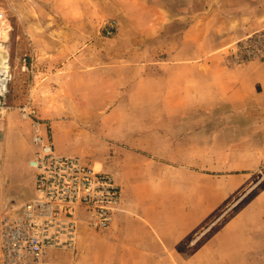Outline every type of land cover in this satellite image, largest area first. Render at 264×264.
<instances>
[{
  "label": "crops",
  "instance_id": "1",
  "mask_svg": "<svg viewBox=\"0 0 264 264\" xmlns=\"http://www.w3.org/2000/svg\"><path fill=\"white\" fill-rule=\"evenodd\" d=\"M176 18L125 11L108 43L98 38L73 50L63 40L50 50L28 33L30 158L37 129L56 154L88 161L119 189L109 226L89 236L95 264H176L177 245L228 195L226 173L262 161L264 140L253 129L264 94L259 69L226 65L191 37L184 43L194 49L183 56L176 36L191 33L168 31ZM0 173L9 177L4 165ZM236 223L238 215L183 264L229 255L222 245Z\"/></svg>",
  "mask_w": 264,
  "mask_h": 264
},
{
  "label": "rangeland",
  "instance_id": "2",
  "mask_svg": "<svg viewBox=\"0 0 264 264\" xmlns=\"http://www.w3.org/2000/svg\"><path fill=\"white\" fill-rule=\"evenodd\" d=\"M153 10L177 17L167 27L168 31L191 33L179 35L182 41L176 36V42L182 43L183 56H189L192 50L188 49H194L184 43L191 37L192 46L203 49L209 45L213 49L211 56L222 59L226 65L253 63L259 69L258 76L264 78V0H0V11L5 16L3 25L8 27L7 35L1 31L0 35L6 40L12 71L6 96L8 108L0 120V171L4 165L9 176L3 178L0 173V206L10 200L21 203L36 193L33 168L27 164L35 147L30 158L26 122L34 118L28 110L26 115L19 112L27 103L26 94L33 80L32 72L21 68L20 61L22 55H28L27 67L31 69L29 31L40 36L44 46L50 42L53 46L50 50L60 45L61 40L67 41L73 50L98 38H103V44L108 43L105 37L114 35L116 18L122 12L138 14ZM44 30H52L51 36L49 33L45 36ZM255 118L258 122L253 127L257 130L254 136L264 140V94L261 115ZM259 122L260 128H256ZM33 133L50 143L43 131ZM238 155L242 156L239 152ZM236 167V171L226 173L229 190L223 203L177 245L180 255H176V264H183L189 254L235 215H238V223L233 226L235 235L227 237V244L222 245L229 255H214L206 263L195 264H264V153L260 163ZM75 215L79 224L74 243L49 248L43 255L46 264H95V260H90L94 255L91 246L87 249L88 242L92 243L89 236L92 231L102 230L88 227L89 211L78 208Z\"/></svg>",
  "mask_w": 264,
  "mask_h": 264
},
{
  "label": "built area",
  "instance_id": "3",
  "mask_svg": "<svg viewBox=\"0 0 264 264\" xmlns=\"http://www.w3.org/2000/svg\"><path fill=\"white\" fill-rule=\"evenodd\" d=\"M5 16L0 11V31ZM5 29V30H4ZM0 35V52L7 47ZM8 48V47H7ZM28 55H22L25 69ZM12 71L10 55L0 59V120L7 110L6 96ZM21 108L23 115L27 111ZM37 133V129L35 131ZM35 195L23 202L10 200L0 206V264H46L43 255L54 246H70L77 235L78 208L89 211L86 224L93 230L107 228L118 203L119 189L108 174L100 173L86 160L56 154L41 135L32 137Z\"/></svg>",
  "mask_w": 264,
  "mask_h": 264
},
{
  "label": "bare ground",
  "instance_id": "4",
  "mask_svg": "<svg viewBox=\"0 0 264 264\" xmlns=\"http://www.w3.org/2000/svg\"><path fill=\"white\" fill-rule=\"evenodd\" d=\"M9 56V53H8V51H7V49L4 47L3 48V51H1L0 52V59L2 60H4V59H6L7 57ZM1 190V189H0ZM1 193V192H0Z\"/></svg>",
  "mask_w": 264,
  "mask_h": 264
}]
</instances>
